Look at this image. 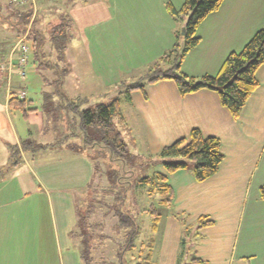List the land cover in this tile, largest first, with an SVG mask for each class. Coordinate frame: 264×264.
<instances>
[{
	"label": "crops",
	"instance_id": "obj_1",
	"mask_svg": "<svg viewBox=\"0 0 264 264\" xmlns=\"http://www.w3.org/2000/svg\"><path fill=\"white\" fill-rule=\"evenodd\" d=\"M184 1L34 0L46 10L65 7L70 38L64 50L67 56L62 54L59 62L49 47L43 48L51 61L47 66L43 56L28 55V66L41 84L36 106L25 92L24 109L12 110L9 100L26 88L15 84V72L10 73V83L0 82V117L5 120H0V130L9 128V138L0 134L3 155L8 159L9 146L29 139L43 141L37 146L44 147L20 157L28 162L25 177L14 174L8 181L0 180V264H83L81 241L74 232L82 211L77 208L85 209L89 201L86 190L97 148L88 155L80 143H69L83 140L67 104L78 101L82 110L80 103L89 99L84 93L91 85L90 90L105 92L168 69V62L160 59L174 48L184 21L167 6L178 11ZM26 5L30 7L31 0ZM30 8L36 18V6ZM262 28L264 0H223L198 25L199 43L183 58L181 71L196 79L216 75L226 57L240 52ZM32 36H25L28 46L32 38L43 39L40 28ZM16 40L11 38L7 48L0 44V57L15 59ZM56 63L66 70L59 90L66 100L54 94ZM255 78L258 86L238 118L220 104L217 93L202 89L182 96L170 80L145 83L142 91L134 90L128 97L118 93L123 120L117 126L132 161L150 166L148 173L165 175L173 191L169 206L157 207L156 230L148 236L154 239L152 264H178V260L179 264H264V199L259 194L264 184V65ZM55 95L61 101L50 103ZM15 111L27 121L25 130L11 124L18 116ZM194 129L218 139L224 156L216 174L202 182L194 179L191 168L168 174L156 162L162 148L188 139ZM33 157L36 160L30 164ZM13 187L14 197L12 190H6ZM199 220L211 223L198 229Z\"/></svg>",
	"mask_w": 264,
	"mask_h": 264
},
{
	"label": "trees",
	"instance_id": "obj_2",
	"mask_svg": "<svg viewBox=\"0 0 264 264\" xmlns=\"http://www.w3.org/2000/svg\"><path fill=\"white\" fill-rule=\"evenodd\" d=\"M223 0H185L178 11H174L167 6V10L178 19L184 21V35L177 37L174 48L168 51L161 59V62H168V69L154 70L146 73L138 82L126 86L124 94L128 97L134 90H143L145 83H154L160 80L172 81L180 95L197 92L202 89L210 90L218 94L220 104L225 107L233 118H238L246 101L258 86L255 78L257 69L264 65V28L257 31L254 36L246 43L240 52L230 53L221 69L216 75H203L198 79L190 77L180 69L181 62L186 54L194 49L199 38L196 36L198 25L212 12L216 11ZM7 4V3H6ZM14 6L7 4V9L14 14L12 27L16 29L17 39L26 36V39L33 37L34 29L29 28L30 35L27 33L28 24L34 25L35 17L30 7ZM67 23L62 22L54 25L51 29L50 43L55 48L57 59H59L66 48V42L62 41L66 32ZM60 37V39H58ZM29 45V52L34 58L43 56V47L32 38ZM180 41V43H179ZM26 43V42H25ZM50 44V46H51ZM43 52V53H41ZM50 63L44 60L43 64ZM54 64V62H53ZM55 84L58 90L54 94L64 97L59 92L66 70L56 63ZM66 100V99H64ZM24 99L12 97L9 100V107L12 110H23ZM67 109L76 116L83 138V144L89 148H97V157L92 159L93 175L87 190H90L89 201L84 211L78 218V232L74 234L81 241L80 258L83 264H124L127 253L137 250V254H131L130 259L134 258L135 264H152V251L154 239L144 237L139 244L136 241L140 238L142 225L138 226L135 217L129 210H125L124 204L127 200V192L130 190L132 182H122L120 174L116 169L103 167L99 170L100 163L97 161L104 153L110 161L114 159L125 163L132 161L127 144L124 142L117 123L123 120L120 99L115 98L108 104H99L92 109H79L76 102L67 104ZM28 144V143H27ZM26 146V143H25ZM35 148H44L35 147ZM107 150L108 152H106ZM181 159V160H180ZM223 154L220 152L218 139L214 137H203L201 133L194 129L190 132L188 139H179L169 146L160 150L156 157L166 173L171 174L178 170L192 169L194 179L202 182L212 177L218 171ZM102 166V165H101ZM109 176L104 178V172ZM132 173V172H131ZM132 176V175H131ZM130 178V177H129ZM123 179V177H122ZM106 180L109 183L105 182ZM127 185L121 187V185ZM137 189L144 191L145 197H156L159 206H169L173 191L166 183V176L155 172L145 175L136 181ZM260 198L264 199V184L259 188ZM141 212H146L151 219L150 232H155L159 220V213L154 205L148 208L142 207ZM198 229L210 222L199 220ZM105 242L113 243L116 248L112 249L116 257V262L108 259L99 250ZM183 245V243H182ZM182 252H180V256ZM97 256V257H96ZM179 264V260H178Z\"/></svg>",
	"mask_w": 264,
	"mask_h": 264
},
{
	"label": "rangeland",
	"instance_id": "obj_3",
	"mask_svg": "<svg viewBox=\"0 0 264 264\" xmlns=\"http://www.w3.org/2000/svg\"><path fill=\"white\" fill-rule=\"evenodd\" d=\"M23 6H27V5L25 4ZM35 6L37 9V14H36V18L34 19L35 20L34 25L29 24L30 30H31V28L34 30L37 28H40V31L42 32V35H43V39H41L39 42L41 47H43V48L49 47L52 52H55L56 50L52 46V44L50 43L49 38L51 35V29L54 25H57V24L62 23V22L67 23L66 22V16H65L66 15L65 7H61L62 5L61 6L58 5L56 7V9L53 8L54 10L53 9L46 10L43 8V6L41 4H38V6L37 5H35ZM13 16H14V14L10 10L7 9V5H6L5 1L0 0V44H3L4 47H6L8 45L7 43L10 41L11 38H12V42H13V40H16V37H14L15 33H16V29H14L13 27L10 26V25H13L14 20H15V18ZM69 31H70V29L67 28L66 32L64 33V38H62V41L66 42V40H69V38H70L69 37V35H70ZM28 34L30 35V31L27 33V36H28ZM20 39H21V37H20ZM58 39H60V37H58ZM31 43L32 42L30 41L28 44L30 45ZM50 44H51V46H50ZM43 51L45 52L44 49H43ZM41 53H43V52H41ZM62 54H64L65 57L67 56V53H65V52H63ZM41 55H43V58H45L44 60L46 61L47 60L46 59V53L41 54ZM16 57H17V54L15 55V59H16ZM15 59L13 60L12 64L14 66H17ZM44 60L42 59V61H44ZM47 64L48 63H46L45 66H47ZM26 67H25V71H24L25 80H24V78L21 80L19 78V76L17 75L16 76L17 78L14 79V82H15V84L16 83L19 84L20 89L23 87L26 88V90H24V91L27 92L28 99H32L33 102H35V106H36L40 102V100H41L40 98L42 96L41 84L39 82V79L37 78V75L34 73L33 68H31L30 66H28L27 68ZM58 69L60 70V66H58ZM79 70H80V68L75 69V71H79ZM162 71H164V70H162ZM10 75L11 74L3 75L2 76L3 80L1 83H3L4 80H6L8 83H10V81H11L10 77H9ZM81 76H82V74L80 75V79H78V80H81ZM48 79H51V78H48ZM82 79H85V77H82ZM139 79L136 81L134 78H132V82H128L127 84L124 83L123 85H118V87L109 88L105 92L103 90L102 91L90 90V88L93 85H91V87H89V88L85 86L84 88H88V90H86L88 92L84 93V94L89 99H87V101H85V102L83 101L84 103L83 102L80 103L81 106H83L82 109H86V108L92 109L96 105L110 103L114 98L118 97L119 92L125 91L126 86L133 84V82L134 83L138 82ZM62 98L65 99L64 97H62ZM48 101L50 103H54V101L60 102L61 100L58 96L55 95V96H52V98L48 99ZM76 104H78V101L76 102ZM18 112H20V111H15V113H17L18 116L11 119V124H13L17 129L25 130L28 127L27 121L24 122L25 119L23 117L21 120ZM0 120L5 121L3 117H0ZM39 122L41 123L40 119H39ZM49 127L51 129H53L56 127V125H54V126L47 125V129ZM5 131L6 132H2V130H0V134L2 135V138H4V137L9 138V135L7 133V131L9 132V128L5 127ZM82 140H83V138H82ZM11 142H13V141H11ZM41 142L43 143V141H39L38 139L35 138V141H32L29 139L26 142V146H25L24 142H22L20 145H16L13 147L9 146L10 155H9L8 159L5 155H3L4 152H1V150H0V174L2 175L0 180L8 181V180L12 179L11 176H14V174H21L24 176V173L27 169L28 162H26V160H20V157L21 156L23 157L24 155L26 157H28L27 153H29V152L31 153V152L36 151L35 147H37V145H39V143L41 144ZM69 143H77V144L80 143V148L82 150L86 149L88 151V155L90 154V150L92 149V148L86 147L83 144V141H81V140L78 141V139H71L69 141ZM105 151L108 152L107 150H105ZM102 154L103 155L100 158H98V160H97L100 163V165H99L100 171L103 167L107 168V166H108L109 167L108 169H110V167H111L112 169H116L118 174H120V176H121L120 180L122 182H127L129 180L132 182L131 188L126 194L127 200L124 204V208H125V210L126 209L129 210V212H131L133 214V216L135 217L136 224L138 226L142 225V232L139 235L140 238L136 241V245H137V244H139V242L144 237L147 238V236L151 235V232H150L151 219L147 215L146 212H141L142 207L148 208L151 205H154L156 208L159 207V205L156 202V199H157L156 197H145L144 191L140 188L137 189V186H136L137 180H139L140 178H142L145 175L151 174V173H148L149 171H151V168H150V166H147V164L146 165L140 164L138 162L134 163L133 161H129V160L126 161L125 163H122L121 161H117L115 159L113 161L109 162V159L107 158V154L104 152ZM36 158H37V156H36ZM36 158L33 157L34 160H30L29 163L31 164L32 162H34L36 160ZM14 168H16V169L13 170ZM8 170L10 172L6 175ZM108 173H109V170H108V172H106V171L104 172V174H106V175H104V178H107L109 176ZM122 177H123V179H122ZM105 182L109 183L108 180H106ZM122 186L125 187L127 185L124 183V185H121V187ZM6 190H12L11 196L12 197L16 196V194L14 193V187L12 189L8 188ZM87 191L89 194L90 190H86V192ZM131 200L134 204L130 203ZM81 208L82 207L79 206L77 209L82 210L81 212H83L84 209H81ZM78 212H79L78 214H81L80 211H78ZM78 218H79V216H78ZM43 231L45 232L46 230H43ZM77 232H78V229L75 230V233H77ZM79 245H80V247H82L81 244H79ZM115 248H116V246L113 243L105 242L101 246V249L99 251L102 252V254L104 256H108V259H110L111 261L116 262L117 259L114 255L115 250H112ZM131 254L136 255L137 250L135 249V250L129 251L127 253L126 259L124 258V264H135L136 263L134 258H132V259L129 258V256Z\"/></svg>",
	"mask_w": 264,
	"mask_h": 264
},
{
	"label": "built area",
	"instance_id": "obj_4",
	"mask_svg": "<svg viewBox=\"0 0 264 264\" xmlns=\"http://www.w3.org/2000/svg\"><path fill=\"white\" fill-rule=\"evenodd\" d=\"M7 4H12L14 6H23L27 4L28 0H4ZM31 6L35 7L34 0H31ZM13 51L17 53L16 65L12 64L13 59H3L0 57V82L3 80V75L10 74L15 72L19 78L22 80L25 77V67L28 65V55H29V46L25 43V36L19 38L14 42ZM12 58V56H11ZM19 98L25 96V91L20 90L15 93Z\"/></svg>",
	"mask_w": 264,
	"mask_h": 264
},
{
	"label": "water",
	"instance_id": "obj_5",
	"mask_svg": "<svg viewBox=\"0 0 264 264\" xmlns=\"http://www.w3.org/2000/svg\"><path fill=\"white\" fill-rule=\"evenodd\" d=\"M180 35H181V36L184 35V28L181 29V31H180Z\"/></svg>",
	"mask_w": 264,
	"mask_h": 264
}]
</instances>
